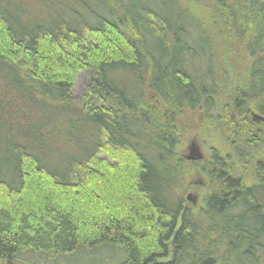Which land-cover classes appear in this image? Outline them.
Instances as JSON below:
<instances>
[{
	"label": "trees",
	"instance_id": "obj_1",
	"mask_svg": "<svg viewBox=\"0 0 264 264\" xmlns=\"http://www.w3.org/2000/svg\"><path fill=\"white\" fill-rule=\"evenodd\" d=\"M240 41L237 89L217 56ZM184 111L216 144L196 209L179 193L196 168L176 152ZM250 111L264 116V0H0V259L107 244L118 264H264Z\"/></svg>",
	"mask_w": 264,
	"mask_h": 264
},
{
	"label": "rangeland",
	"instance_id": "obj_2",
	"mask_svg": "<svg viewBox=\"0 0 264 264\" xmlns=\"http://www.w3.org/2000/svg\"><path fill=\"white\" fill-rule=\"evenodd\" d=\"M40 9L45 10L43 6ZM225 51L226 54L221 53L220 56H217L218 65L221 66V68H219L221 70V75L222 77L226 78L227 84L229 82L233 83L235 88L239 89V87L243 86L248 80L249 68L252 58L246 52L241 41L238 42V45L234 44L232 48L228 46L227 50ZM228 52L230 53L228 54ZM88 79L89 73L87 71H83L79 74L76 80L74 93L78 100L81 98V93ZM225 103L227 102L222 101L220 102V105ZM252 113L256 112L250 111L248 113V117L254 122H259L264 135V121L253 119ZM231 115L235 118L233 111ZM191 119L192 113L189 111H184L179 117V121H177L179 122L181 132L178 134V145L176 146V152L181 158L186 159L185 156L188 154L189 142L194 140L202 154V159L199 161L204 160L203 163L200 162V164H198L197 161L188 160L191 165L196 168H187V171L191 172L190 174H187L186 178L188 179V184L186 186L187 189L183 192L179 191L180 195H182V198L185 201V205H193L196 209L200 206L201 198L205 192L204 177L202 174H200V167L211 156L213 145L216 144L210 135L200 133L196 130V128L192 129ZM220 124V127H224V125H222L223 123L220 122ZM188 196L192 197L194 201L189 199ZM123 259L124 252L119 246L99 244L92 247L79 245L72 252L56 255H49L44 251L26 249L16 252L14 254L13 262L14 264H118ZM0 264H6V260L0 259Z\"/></svg>",
	"mask_w": 264,
	"mask_h": 264
},
{
	"label": "water",
	"instance_id": "obj_3",
	"mask_svg": "<svg viewBox=\"0 0 264 264\" xmlns=\"http://www.w3.org/2000/svg\"><path fill=\"white\" fill-rule=\"evenodd\" d=\"M252 118L264 121L263 117L259 116L258 114H255V113H252ZM185 158L187 160H190V161H198V160L202 159V154L199 150V147L197 146V143L194 140H191L189 142L188 154L185 156ZM188 198L191 199L192 201H194L192 197L188 196Z\"/></svg>",
	"mask_w": 264,
	"mask_h": 264
}]
</instances>
